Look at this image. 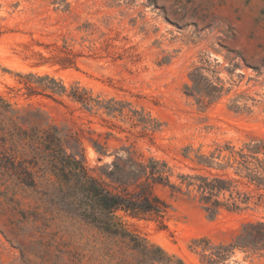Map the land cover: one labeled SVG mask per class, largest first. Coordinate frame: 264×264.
Returning a JSON list of instances; mask_svg holds the SVG:
<instances>
[{"label": "rangeland", "instance_id": "1", "mask_svg": "<svg viewBox=\"0 0 264 264\" xmlns=\"http://www.w3.org/2000/svg\"><path fill=\"white\" fill-rule=\"evenodd\" d=\"M201 58L220 64L231 90L207 109L184 93ZM29 73L129 101L162 129L144 134L120 117L91 116L67 97L30 94L18 75ZM0 96L23 114L40 110L41 118L69 128L98 177V167L112 163L124 146L165 159L175 174L192 173L197 166L183 157L187 147L207 153L217 142L264 140V0H0ZM235 100L250 111L231 109ZM156 193L169 205L164 218L118 213L138 241L50 206L36 209L32 197L27 207L41 218L39 226L46 224V235L21 234L11 225L10 209L0 207V264H171L153 262L144 246H158L185 264H204L192 240L230 242L245 222L264 219L262 207L210 217L194 201L161 187ZM223 264H264V256L236 250Z\"/></svg>", "mask_w": 264, "mask_h": 264}, {"label": "trees", "instance_id": "2", "mask_svg": "<svg viewBox=\"0 0 264 264\" xmlns=\"http://www.w3.org/2000/svg\"><path fill=\"white\" fill-rule=\"evenodd\" d=\"M219 68L215 61L201 58L200 64H194L189 71L184 93L202 109L219 103L231 92ZM18 75L24 78L30 94L67 97L91 116L120 117L133 127H141L144 134L162 129L161 122L129 101L94 95L80 83L67 87L49 74ZM236 101L231 109L250 111L247 105ZM22 112L0 96V207L10 209L15 219L11 225L21 234L30 229L42 239L46 235V224L39 226L41 218L27 207L30 197L39 204L36 209L50 206L102 232L132 241L138 238L124 228L118 213L164 218L169 205L156 193L158 187L168 190L172 197L198 203L210 217L223 209L243 212L264 208L263 139L241 145L227 140L217 142L207 153L187 147L183 157L197 167L192 173L178 174L165 159L139 154L133 146H124L123 154L117 151L112 163L98 167V177L92 173L95 169L87 165L75 133L41 118L40 110ZM92 143L98 154L108 156L101 143ZM190 247L200 254L204 264H223L236 250L264 256V219L245 222L230 242L214 243L200 238L192 240ZM144 252L154 255L153 262L185 264L158 246L151 250L144 246Z\"/></svg>", "mask_w": 264, "mask_h": 264}]
</instances>
